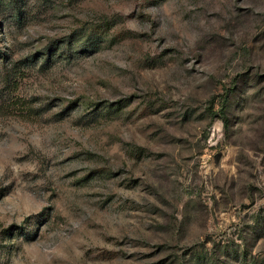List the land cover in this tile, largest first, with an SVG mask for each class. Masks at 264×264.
Returning a JSON list of instances; mask_svg holds the SVG:
<instances>
[{"label": "rangeland", "instance_id": "obj_1", "mask_svg": "<svg viewBox=\"0 0 264 264\" xmlns=\"http://www.w3.org/2000/svg\"><path fill=\"white\" fill-rule=\"evenodd\" d=\"M0 264H264V0H0Z\"/></svg>", "mask_w": 264, "mask_h": 264}, {"label": "trees", "instance_id": "obj_2", "mask_svg": "<svg viewBox=\"0 0 264 264\" xmlns=\"http://www.w3.org/2000/svg\"><path fill=\"white\" fill-rule=\"evenodd\" d=\"M227 121H228V120L225 118V119H224V122L227 123Z\"/></svg>", "mask_w": 264, "mask_h": 264}]
</instances>
